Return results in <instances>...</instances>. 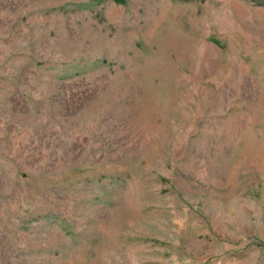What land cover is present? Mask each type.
I'll use <instances>...</instances> for the list:
<instances>
[{"label": "rangeland", "instance_id": "1", "mask_svg": "<svg viewBox=\"0 0 264 264\" xmlns=\"http://www.w3.org/2000/svg\"><path fill=\"white\" fill-rule=\"evenodd\" d=\"M0 264H264V0H0Z\"/></svg>", "mask_w": 264, "mask_h": 264}]
</instances>
